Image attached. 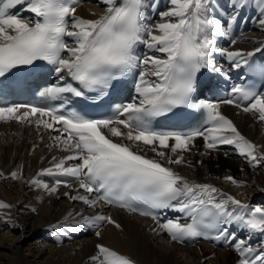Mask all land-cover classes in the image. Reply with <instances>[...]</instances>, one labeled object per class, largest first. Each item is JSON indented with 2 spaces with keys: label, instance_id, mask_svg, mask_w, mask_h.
<instances>
[{
  "label": "snow or ice",
  "instance_id": "1",
  "mask_svg": "<svg viewBox=\"0 0 264 264\" xmlns=\"http://www.w3.org/2000/svg\"><path fill=\"white\" fill-rule=\"evenodd\" d=\"M101 2L106 6L104 13L88 19L77 14L81 0H0V78L8 79L22 68H35L38 62L46 61L54 66L58 79L39 93L43 100L63 101L64 94L84 97L86 90L95 94L94 100L102 102L109 90L139 69L136 95L118 105L113 116L98 119L75 111L62 112L63 103L60 107L0 104V122L29 124L37 130L42 127L58 133L52 139L70 155L43 169L40 175L71 177L86 193L97 194L95 199L76 195L70 197L72 200L83 201L91 208L101 203L116 206L151 216L158 222L160 217L153 210H177L191 222L181 223L177 218L159 224L160 230L176 242L200 237L227 240L229 236L235 241V233L220 227L232 223L264 239V207L243 203L212 184L191 182L166 166L184 163L180 153L190 150L197 137H203L207 149L234 145L253 167H264L262 146L246 139L220 111L222 104H235L264 123V92L237 85L231 89L232 98L200 103H193L192 98L201 69L222 71L215 67L213 53L224 56L234 69L247 68L264 78V63L256 64L249 59L264 53V42L247 52L216 46L217 37L232 35L231 29L240 19L239 13L248 6V0H229L232 12L225 17L210 11L217 9L214 0H169L170 7L160 13L163 22L152 26L144 22V0ZM257 8L260 15L254 19L264 30V0H258ZM24 11L31 18H25ZM230 42L237 43L236 39ZM138 44L163 57L145 55L141 59L136 55ZM66 77L79 86L69 83ZM241 101L248 103L244 105ZM184 107L204 111L205 127L186 133L151 127L153 118ZM141 144L155 153L156 158L134 150ZM165 149L176 154L175 158ZM70 161L76 163L67 166ZM11 176L16 178L17 173L12 172ZM224 179L233 184L245 183L231 175ZM31 183L49 193L57 191L56 186L49 187L39 179ZM55 183L68 185L59 178ZM0 207L9 205L0 203ZM81 223L95 228L102 223L121 227L104 214L86 216ZM210 229H218L219 234L209 237ZM81 230L72 228L74 232ZM95 235L101 233L96 231ZM234 248L239 253L238 264H264V246L257 250L241 239L234 243ZM96 249L97 253L90 256L92 264H135L132 258L103 244H97Z\"/></svg>",
  "mask_w": 264,
  "mask_h": 264
},
{
  "label": "bare ground",
  "instance_id": "2",
  "mask_svg": "<svg viewBox=\"0 0 264 264\" xmlns=\"http://www.w3.org/2000/svg\"><path fill=\"white\" fill-rule=\"evenodd\" d=\"M214 3L218 10L210 11L218 17L231 14L229 0H214ZM144 4L146 24L152 26L163 22L160 13L170 7L169 0H144ZM257 4L258 0H248V6L239 13L240 19L231 29L232 35L217 37V47L247 52L264 42V30L254 19L260 15ZM105 9L101 0H81L77 14L93 19L103 14ZM22 15L31 18L27 11ZM231 39H236L237 43L231 44ZM68 43H72L70 38ZM260 54L264 56V53ZM136 55L141 59L145 55L163 57V54L149 50L143 44L137 45ZM212 59L215 67L222 71L204 68L198 73L196 86L200 90L199 95L204 98L212 82L225 85L236 70L219 53H213ZM137 71L138 81L139 69ZM224 72L228 75L225 76ZM150 78L155 80V77ZM260 91L264 92V87ZM222 99L228 98L221 97L219 100ZM220 111L233 121L246 139L262 146L261 151H264V123L259 122L253 113H245L235 104H222ZM57 134L42 127L37 130L34 125L0 122V203L9 205L0 207V264H92L90 256L97 253V244L132 258L135 264H238L240 257L234 248L235 242L245 240L257 250L264 246V239L259 235H250L248 230L241 229L235 223L223 225L229 233L236 234L235 241L229 236L227 240L211 242L201 238L176 242L160 230L159 224L177 218L181 223H188L190 218L177 210L166 209L167 216H161L158 222L151 217L103 203L91 208L83 201L72 200L70 197L76 195H88L90 199H95L97 194L86 193L79 188V182L74 178L40 175L43 169L52 167L59 159L70 155L52 139ZM114 139L127 143L121 138ZM134 150L156 158L155 153L142 144ZM164 151L175 158L176 154L167 149ZM180 154L184 156L185 162L168 166L181 176L191 182L212 184L243 203L264 207V202H261L264 201V167H253L234 145H218L216 149H207L204 138L197 137L190 150ZM161 162L166 164V161ZM73 163L76 161L68 162L67 166ZM12 172L17 173L16 178L11 176ZM227 175L245 183L233 184L224 179ZM58 178L67 181L68 185L62 183L57 186L55 182ZM36 179L49 187L56 186L57 191L49 193L37 187L31 183ZM97 214L111 216L121 227L102 223L95 228L81 223L84 217ZM73 227H81L82 230L74 232ZM96 231L101 235L96 236Z\"/></svg>",
  "mask_w": 264,
  "mask_h": 264
},
{
  "label": "rangeland",
  "instance_id": "3",
  "mask_svg": "<svg viewBox=\"0 0 264 264\" xmlns=\"http://www.w3.org/2000/svg\"><path fill=\"white\" fill-rule=\"evenodd\" d=\"M261 202H264L263 200Z\"/></svg>",
  "mask_w": 264,
  "mask_h": 264
}]
</instances>
